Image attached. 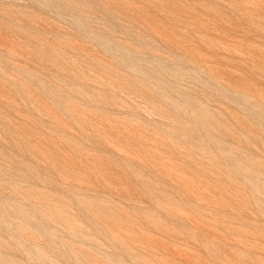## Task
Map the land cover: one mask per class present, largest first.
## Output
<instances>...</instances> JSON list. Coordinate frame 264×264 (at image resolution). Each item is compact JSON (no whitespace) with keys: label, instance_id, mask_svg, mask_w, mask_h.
Listing matches in <instances>:
<instances>
[{"label":"rangeland","instance_id":"obj_1","mask_svg":"<svg viewBox=\"0 0 264 264\" xmlns=\"http://www.w3.org/2000/svg\"><path fill=\"white\" fill-rule=\"evenodd\" d=\"M0 264H264V0H0Z\"/></svg>","mask_w":264,"mask_h":264}]
</instances>
